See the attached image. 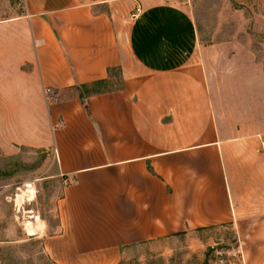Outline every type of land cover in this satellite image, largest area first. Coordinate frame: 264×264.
Segmentation results:
<instances>
[{
    "label": "crops",
    "instance_id": "obj_1",
    "mask_svg": "<svg viewBox=\"0 0 264 264\" xmlns=\"http://www.w3.org/2000/svg\"><path fill=\"white\" fill-rule=\"evenodd\" d=\"M23 2L24 12L0 20V70L11 80L0 88V142L55 146L64 186L56 231L43 241L51 257L116 264L125 246L224 223L260 231L244 245H264V133L227 136L215 124L190 62L188 15L148 4L125 40L112 15L95 10L107 0ZM117 69L120 88L65 96ZM45 87L58 100L47 103ZM254 262L264 264V247Z\"/></svg>",
    "mask_w": 264,
    "mask_h": 264
},
{
    "label": "rangeland",
    "instance_id": "obj_2",
    "mask_svg": "<svg viewBox=\"0 0 264 264\" xmlns=\"http://www.w3.org/2000/svg\"><path fill=\"white\" fill-rule=\"evenodd\" d=\"M160 2L180 7L191 20L196 38L190 62L203 73L215 124L227 136L264 133V0H107L95 10L112 15L126 40L137 7ZM24 11L23 0H0V20ZM3 52L0 26V65ZM9 74L0 70V88L11 81L6 79ZM112 74L109 81L90 89L120 88V71ZM75 90L65 91V96L81 93ZM58 128L60 124L53 125L52 131ZM54 158L55 146L0 142V264H59L43 242L56 231V204L64 186L54 175ZM26 222L35 225V233L28 232ZM250 232L259 238L260 231L228 223L188 230L125 246L116 264H244V254L255 264L264 245H244Z\"/></svg>",
    "mask_w": 264,
    "mask_h": 264
},
{
    "label": "trees",
    "instance_id": "obj_3",
    "mask_svg": "<svg viewBox=\"0 0 264 264\" xmlns=\"http://www.w3.org/2000/svg\"><path fill=\"white\" fill-rule=\"evenodd\" d=\"M104 82H106V81L101 80V81L93 82V83H91L90 85H80V86H78V88L81 90V93L79 94L81 100H82L83 98H85V95H89V94H91L92 92H102V91H104V90H92V89H90V88L95 87V86H97L98 84H100V83H104Z\"/></svg>",
    "mask_w": 264,
    "mask_h": 264
},
{
    "label": "built area",
    "instance_id": "obj_4",
    "mask_svg": "<svg viewBox=\"0 0 264 264\" xmlns=\"http://www.w3.org/2000/svg\"><path fill=\"white\" fill-rule=\"evenodd\" d=\"M140 10H141L140 7H137V12L134 14V17H136V15L140 12ZM44 95L49 103L55 101L56 99V94L51 87L44 88Z\"/></svg>",
    "mask_w": 264,
    "mask_h": 264
},
{
    "label": "bare ground",
    "instance_id": "obj_5",
    "mask_svg": "<svg viewBox=\"0 0 264 264\" xmlns=\"http://www.w3.org/2000/svg\"><path fill=\"white\" fill-rule=\"evenodd\" d=\"M27 186H28V185H27ZM29 192H30V191H29ZM20 196H21V194H18V195H17V201L20 200V198H19ZM29 196H31V194H29ZM29 199H32V197L29 198ZM35 218H36L37 221H39V217H38V216H35ZM39 225H40V222H39ZM25 226H26V229L28 230L29 233H35L36 227H35V225H33L31 222H26V223H25Z\"/></svg>",
    "mask_w": 264,
    "mask_h": 264
}]
</instances>
